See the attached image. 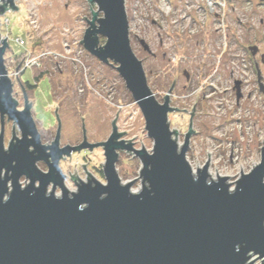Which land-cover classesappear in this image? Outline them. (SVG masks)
<instances>
[{"label": "water", "instance_id": "1", "mask_svg": "<svg viewBox=\"0 0 264 264\" xmlns=\"http://www.w3.org/2000/svg\"><path fill=\"white\" fill-rule=\"evenodd\" d=\"M89 1L98 10L91 8V19L83 17L89 25L80 41L99 61L116 67L144 115L153 149L135 148L132 139H124L127 131H119L117 118L102 142L91 143L83 123L81 144L62 146L60 127L52 143H43L25 88L23 109L13 96L4 55L10 44L0 33V264H255L254 255L264 264V146L261 161L242 171L235 188L229 176H211L210 157L195 171L186 157L196 132L195 106L180 145L169 121V113L179 110L170 103L173 88L163 102L152 91L143 60L132 48L126 0ZM8 4L18 9L15 0H0V17ZM249 47L255 54L258 46ZM5 117L21 131L15 135L13 127L8 147ZM96 146L105 151V183L83 164L88 181L75 170L72 178L80 182L71 191L60 160ZM126 149L142 163L138 192L132 190L136 179L123 183L116 167L119 150ZM39 160L48 171L38 166ZM22 177L29 179L26 185Z\"/></svg>", "mask_w": 264, "mask_h": 264}, {"label": "rangeland", "instance_id": "2", "mask_svg": "<svg viewBox=\"0 0 264 264\" xmlns=\"http://www.w3.org/2000/svg\"><path fill=\"white\" fill-rule=\"evenodd\" d=\"M15 4L18 9L8 4L0 17L2 37L9 34L5 64L19 107L24 105L21 84L32 85L28 95L43 143L54 141L58 118L64 145L81 144L84 128L91 143L107 140L117 118L119 131H127L124 139H132L135 148L152 150L154 140L124 79L113 64L99 61L80 41L91 8L98 10L97 4L89 0H15ZM125 7L132 48L143 60L152 91L163 102L173 88L170 103L179 110L169 113V121L171 129L178 130L180 145L195 106L192 124L196 132L191 134L186 154L191 166L197 170L210 157L214 177L218 178L217 172L229 176L235 188L242 171H251L261 161L264 146V92L257 68L264 84V0H126ZM18 36H24L26 44L17 43ZM253 45L258 46L255 54L249 47ZM29 53H46L42 66L28 67L16 76ZM39 73H43L40 78ZM13 127L15 135L21 136L17 124L5 117L6 147ZM1 129L0 121V134ZM131 152L119 150L116 167L123 183L136 179L132 190L138 192L143 187L142 163ZM60 162L71 191L80 182L72 178L76 172L82 181H88V172L106 181L102 146L75 151ZM21 181L23 185L29 182L25 177ZM52 188L53 184L49 191ZM57 195H62L59 187ZM257 257L253 256L254 263L262 264Z\"/></svg>", "mask_w": 264, "mask_h": 264}, {"label": "built area", "instance_id": "3", "mask_svg": "<svg viewBox=\"0 0 264 264\" xmlns=\"http://www.w3.org/2000/svg\"><path fill=\"white\" fill-rule=\"evenodd\" d=\"M205 1V0H203ZM211 1V0H209ZM6 22L9 24V18L6 19ZM2 26V23L0 25V27ZM3 29V28H2ZM9 39V34L6 35ZM16 42L19 43V44H26L25 43V38L24 36H18L16 37ZM46 53H43V54H36L35 56H32V54H27V56L24 58V60L20 63V67L19 69L17 70L16 74L17 76L20 75L22 72L25 71V69H27L28 67H32V68H35V67H41L42 65V58L45 56Z\"/></svg>", "mask_w": 264, "mask_h": 264}, {"label": "flooded vegetation", "instance_id": "4", "mask_svg": "<svg viewBox=\"0 0 264 264\" xmlns=\"http://www.w3.org/2000/svg\"><path fill=\"white\" fill-rule=\"evenodd\" d=\"M188 80V79H187ZM21 87H22V93H23V98H24V91H23V87L25 88V90H26V93H27V96H28V98H29V95H28V92H29V90L32 88V87H30L29 85H28V83H25V84H21ZM20 101V100H19ZM29 101H30V98H29ZM31 103V102H30ZM24 104H25V98H24ZM20 109H23L24 108V105H22V106H20L19 107ZM18 126V125H17ZM62 127V122H61V120L59 121V123H58V125L56 126V129H57V132H56V135H55V137L57 136V134H58V131H59V127ZM62 132V131H61ZM55 137H54V139H55ZM60 140H61V134H60ZM61 145L63 146L64 144H62L61 143ZM86 150V149H85ZM61 161V160H60ZM39 162H41L44 166H45V168H47L46 170H44V171H48V164L46 163V162H44V161H42V160H39ZM39 162H37L38 163V166L40 167V165H39ZM60 165H61V162H60ZM61 167V166H60ZM41 168V167H40ZM42 169V168H41ZM43 170V169H42ZM66 180H67V177H66ZM66 180H65V182H66Z\"/></svg>", "mask_w": 264, "mask_h": 264}, {"label": "trees", "instance_id": "5", "mask_svg": "<svg viewBox=\"0 0 264 264\" xmlns=\"http://www.w3.org/2000/svg\"><path fill=\"white\" fill-rule=\"evenodd\" d=\"M100 40H102V42H106V40H105L103 37H101ZM17 56L19 57L20 55H17ZM41 76H43V73H39V74L37 75L38 78H40ZM27 83H28V85H29L30 87H32V85H31L29 82H27Z\"/></svg>", "mask_w": 264, "mask_h": 264}, {"label": "bare ground", "instance_id": "6", "mask_svg": "<svg viewBox=\"0 0 264 264\" xmlns=\"http://www.w3.org/2000/svg\"><path fill=\"white\" fill-rule=\"evenodd\" d=\"M5 34V33H4ZM5 36H6V34H5ZM42 141V140H41ZM210 167V166H209ZM194 170H195V168H194ZM196 171V170H195ZM209 171H210V174H211V176L212 177H214V174H213V172L211 171V168L209 169ZM26 178V177H25ZM28 181H29V179H27ZM22 182V181H21ZM27 183V182H26ZM260 259V258H259ZM262 259V258H261Z\"/></svg>", "mask_w": 264, "mask_h": 264}]
</instances>
